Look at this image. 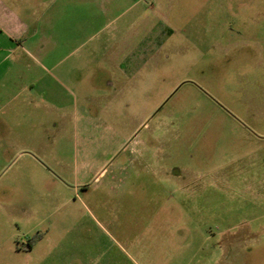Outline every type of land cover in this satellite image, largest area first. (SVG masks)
Returning <instances> with one entry per match:
<instances>
[{"label": "rangeland", "instance_id": "1", "mask_svg": "<svg viewBox=\"0 0 264 264\" xmlns=\"http://www.w3.org/2000/svg\"><path fill=\"white\" fill-rule=\"evenodd\" d=\"M218 1L176 21L189 33L136 38L125 76L103 33L69 48L63 114L46 116L61 138L30 165L33 249L4 237L0 264H264V0Z\"/></svg>", "mask_w": 264, "mask_h": 264}, {"label": "crops", "instance_id": "2", "mask_svg": "<svg viewBox=\"0 0 264 264\" xmlns=\"http://www.w3.org/2000/svg\"><path fill=\"white\" fill-rule=\"evenodd\" d=\"M192 3L191 0H63L61 4L66 8L59 16L51 8H41L40 0H0V178L9 173L10 179L21 177L26 182L21 200L12 185L1 184L0 240L7 237L4 242L8 244L17 240L15 249L19 252L33 249V241L31 246L28 244L36 228L33 225L36 213L29 202L30 165L39 161L37 157L44 158L40 154H45L52 144L53 133L57 140L61 138L62 124L56 125L54 131L46 116L63 114L69 48L83 49L80 37L94 41L103 33L105 48L111 55L109 64L120 71V76H125L134 65L133 52H141L136 38L164 37L166 32L189 33V28L177 25L176 21H194L201 10H211L207 8L210 0L199 6ZM70 20L76 21L73 28ZM74 36L77 39H71ZM220 36L224 38L228 32H221ZM159 43L152 45V51L158 50ZM86 51L93 56L99 49L93 45ZM113 77L108 84L119 78L116 74ZM94 78H99L98 72ZM12 164L22 167L12 170L9 167ZM20 236L25 241L19 242ZM2 246L0 242V253Z\"/></svg>", "mask_w": 264, "mask_h": 264}, {"label": "trees", "instance_id": "3", "mask_svg": "<svg viewBox=\"0 0 264 264\" xmlns=\"http://www.w3.org/2000/svg\"><path fill=\"white\" fill-rule=\"evenodd\" d=\"M34 236L30 239V241L28 242L29 246H31V242L34 240Z\"/></svg>", "mask_w": 264, "mask_h": 264}]
</instances>
